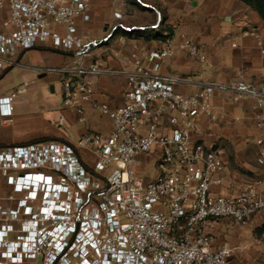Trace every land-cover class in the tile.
I'll return each mask as SVG.
<instances>
[{"label":"built area","instance_id":"built-area-1","mask_svg":"<svg viewBox=\"0 0 264 264\" xmlns=\"http://www.w3.org/2000/svg\"><path fill=\"white\" fill-rule=\"evenodd\" d=\"M91 5L92 0H0V70L21 64L25 50L46 43L72 52L71 64L38 69L63 75L64 108L84 114L90 104L112 124L108 134L86 131L74 141L0 146V264H231L234 252L247 244L214 246L213 228L224 217L247 225L264 213V179L249 181L235 196L214 192L225 169L223 148L194 133L200 115L214 117L215 93L262 102L264 79L199 80L194 91L182 92L177 86L188 80L161 71L173 53L170 45L132 51L125 57L131 70L88 59L119 26L134 28L119 22L101 38H86L81 29ZM183 46L205 60L198 44L187 40ZM106 73L126 78L119 106L95 97L94 78ZM18 91L0 97L3 121L12 115ZM65 120L61 113L56 122L62 126ZM143 155L155 157L151 164L158 169L147 180L135 169L146 161ZM258 163L264 168V150ZM258 240L264 243V219Z\"/></svg>","mask_w":264,"mask_h":264},{"label":"crops","instance_id":"crops-1","mask_svg":"<svg viewBox=\"0 0 264 264\" xmlns=\"http://www.w3.org/2000/svg\"><path fill=\"white\" fill-rule=\"evenodd\" d=\"M116 11L122 12L121 17H116ZM90 22L103 27L100 35L93 34L96 27L86 28ZM119 22L134 28L127 31L119 26L103 43L106 46L101 49V57L95 56L109 67L131 70L134 66L127 63L125 57L132 51L144 52L170 45L173 53L161 71L187 79L177 86L182 92L194 91L199 80L226 82L240 75L253 83L264 79L261 51L264 18L242 0H92L91 18L83 24L86 29L81 30L86 38H101ZM115 34L118 38L112 44ZM187 40L201 46L204 61L192 56L183 46ZM74 59L72 52L46 43L25 50L21 64L0 70V97L19 90L11 99L13 113L9 120L3 121L0 115V146L44 139L74 141L86 131L97 130L104 134L111 131L110 117L101 113L109 119L108 128L104 130L96 120L95 111L99 110L90 104L85 105L84 114L64 108L63 75L38 69V66L71 64ZM94 82L98 101L107 102L111 107L125 102L123 74L106 73L95 77ZM211 104L214 117L200 115L194 137L223 148L222 182L214 184L212 189L235 196L249 181L264 179V168L258 163V156L264 150V101L254 97L234 100L229 93L217 92ZM61 113L66 116V125L75 128V135L61 133L47 122L51 116L57 120ZM27 126L31 127L18 129ZM82 153L90 160L87 151L82 150ZM142 159L149 161L146 155ZM154 169L153 176L156 175ZM263 219V212L257 213L247 225L229 217L219 219L213 228L214 246L247 244L246 248L234 252L231 264H264V243L258 240L259 232L253 235L251 229L245 230L248 226L260 230Z\"/></svg>","mask_w":264,"mask_h":264},{"label":"rangeland","instance_id":"rangeland-1","mask_svg":"<svg viewBox=\"0 0 264 264\" xmlns=\"http://www.w3.org/2000/svg\"><path fill=\"white\" fill-rule=\"evenodd\" d=\"M93 27H96L95 25H93V23H87L86 24V28H89V30L90 29H92ZM85 27H83L82 26V29H86ZM102 30H103V27L101 26V27H99V26H97L96 28H94V30H93V34L94 35H100L101 34V32H102ZM109 33V32H108ZM107 33H105L104 35H106ZM103 35V36H104ZM117 38H118V36H116V34L112 37V39H114L112 42H110V43H112V44H115V41L117 40ZM106 46V43L105 44H102V45H99V46H96V47H93L92 49H91V51H90V53H89V55H88V57L89 58H95V56H100L101 57V49H103L104 47ZM45 65H47V64H45ZM49 74H51V73H49ZM102 113V111H98V112H96L95 111V116H96V120H98L100 123H101V126H102V128L104 129V130H106L107 128H108V125H109V119H108V117L107 116H105V115H102L101 114ZM47 122H49V123H51L52 124V126H54L55 127V129H58L61 133H67V134H73V135H75V128L74 127H68L67 125H66V123H64L62 126H59L58 124H57V122H56V119H54L53 120V117L51 116V118H49V119H47ZM31 126H27V127H20V128H18V129H20V131H22V130H24V129H29ZM97 131V130H96ZM100 132V131H99ZM27 143V142H26ZM87 158V157H86ZM88 159V158H87ZM155 159V157H153V159L152 158H149L148 157V160L149 161H144V162H142V163H140L139 165H137V166H135V169H136V171L140 174V175H142L146 180L147 179H149L150 177H152L154 174H155V172H153V165L151 164L152 163V161ZM93 160H94V158H93ZM92 160V158H91V156H90V160L88 159V161L90 162H92L93 161ZM149 164V165H148ZM155 170V169H154ZM157 171H156V174H157V172H158V169H156ZM147 177H149V178H147ZM4 196H5V191L4 190H2V189H0V201H2L3 202V200H4ZM1 203V202H0ZM234 224V223H233ZM235 225V224H234ZM243 229V228H242ZM249 230V229H251V232H252V234L253 235H256L258 232H259V230L257 229V228H255V227H252V226H248V227H246L245 228V230ZM252 238V237H251ZM260 259H261V257H259L258 258V260L260 261Z\"/></svg>","mask_w":264,"mask_h":264},{"label":"trees","instance_id":"trees-1","mask_svg":"<svg viewBox=\"0 0 264 264\" xmlns=\"http://www.w3.org/2000/svg\"><path fill=\"white\" fill-rule=\"evenodd\" d=\"M242 1L257 9L260 15L264 18V0H242Z\"/></svg>","mask_w":264,"mask_h":264}]
</instances>
